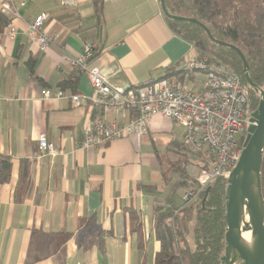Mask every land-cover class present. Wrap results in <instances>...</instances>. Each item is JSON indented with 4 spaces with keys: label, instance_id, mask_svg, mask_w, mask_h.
<instances>
[{
    "label": "crops",
    "instance_id": "1",
    "mask_svg": "<svg viewBox=\"0 0 264 264\" xmlns=\"http://www.w3.org/2000/svg\"><path fill=\"white\" fill-rule=\"evenodd\" d=\"M5 1L0 157L9 159L10 175L0 183V264H155L161 214H171L165 223L172 228L174 216L194 204L183 196L195 189L200 165L182 145L183 130L154 117L139 141L80 149L85 123L101 111L88 100L74 106L65 98L44 100L40 92L62 89L76 75L72 93L92 98L87 76L66 61L80 56L84 42L96 48L90 65L115 86L136 90L166 77L198 91L202 74H178L180 62L197 57L195 48L170 28L159 0H102L99 18L94 0H75V7L63 0H10V12L1 8ZM40 14L47 17L44 32L56 37L45 50L25 34ZM11 23L17 34L8 39ZM40 136L55 156L35 158ZM189 218L181 222L187 230Z\"/></svg>",
    "mask_w": 264,
    "mask_h": 264
},
{
    "label": "built area",
    "instance_id": "2",
    "mask_svg": "<svg viewBox=\"0 0 264 264\" xmlns=\"http://www.w3.org/2000/svg\"><path fill=\"white\" fill-rule=\"evenodd\" d=\"M9 1L1 8L10 12ZM67 7H75V0H63ZM13 18L18 17L16 11ZM12 18V20H13ZM47 17L40 14L28 24L27 38L41 50L55 43L56 37L44 32ZM17 34L11 23L6 37ZM96 54L92 42H84L78 58H68L71 68H79L87 76L93 89L92 98L72 94L61 89H43L44 100L68 99L74 106L90 101L101 111L100 117L87 120L77 144L80 149L103 148L109 142L133 137L139 141L148 132L154 117L172 121L183 130L182 145L197 157L200 169L195 178V189L184 194L185 203H193L217 179L227 180L238 162L249 126L251 104L249 90L229 69L217 66L207 58L191 57L180 62L179 69L204 76L201 89L170 84L166 79L149 82L136 90L115 86L109 76L90 65ZM112 115L114 119L107 120ZM56 148L44 136L38 139L35 158L55 156Z\"/></svg>",
    "mask_w": 264,
    "mask_h": 264
},
{
    "label": "trees",
    "instance_id": "3",
    "mask_svg": "<svg viewBox=\"0 0 264 264\" xmlns=\"http://www.w3.org/2000/svg\"><path fill=\"white\" fill-rule=\"evenodd\" d=\"M163 2L170 15L190 18L197 22L189 23L165 18L179 37L193 45L198 58H207L209 62L225 67L239 77L241 84L249 90L252 108L255 110L259 96L246 84L238 54L210 41L204 28L215 40L233 45L241 52L247 63L251 81L257 89H262L264 88V0H163ZM93 5L95 14L99 18L102 0H94ZM178 74L180 78L187 75L182 71ZM75 76L65 79L61 83L64 86L61 90L68 89L72 93L76 84ZM162 79L167 80L166 77ZM9 175V159L0 157V183L7 181ZM260 178L264 201V150ZM226 185L225 180L217 179L206 188L208 190L206 196L205 190L194 202L193 206L197 207V211L191 242L187 239L189 234L187 226L185 224L179 226L176 215L174 225L170 228L166 226L165 221L171 214L166 212L161 214L159 221L161 251L155 257V264H220V258L224 253Z\"/></svg>",
    "mask_w": 264,
    "mask_h": 264
},
{
    "label": "water",
    "instance_id": "4",
    "mask_svg": "<svg viewBox=\"0 0 264 264\" xmlns=\"http://www.w3.org/2000/svg\"><path fill=\"white\" fill-rule=\"evenodd\" d=\"M159 2L165 18L197 23L190 18L170 15L163 0ZM204 31L214 44L238 54L245 82L259 96L257 107L251 113L250 124L246 128L240 158L226 180L224 253L220 264H237L240 257L247 264H264V201L260 178L264 150V88L257 89L251 81L245 58L236 47L215 40L205 28ZM207 193L208 190L205 191V196ZM246 234L248 238L245 237Z\"/></svg>",
    "mask_w": 264,
    "mask_h": 264
},
{
    "label": "rangeland",
    "instance_id": "5",
    "mask_svg": "<svg viewBox=\"0 0 264 264\" xmlns=\"http://www.w3.org/2000/svg\"><path fill=\"white\" fill-rule=\"evenodd\" d=\"M187 85H189V84H187ZM159 153H161V157H162L163 154L165 153V150H162L161 149V152H159ZM196 211H197V207L191 206L190 208L187 209V211L184 214H182V215L178 214L177 215V218L179 220V226L181 225V222L186 221V219L190 217L188 219L189 220L188 221V231H189V235L192 233L191 231H192V229L194 228V225H195V223H194V217H195ZM182 226L183 225H181V227ZM180 245H182V244H180Z\"/></svg>",
    "mask_w": 264,
    "mask_h": 264
},
{
    "label": "bare ground",
    "instance_id": "6",
    "mask_svg": "<svg viewBox=\"0 0 264 264\" xmlns=\"http://www.w3.org/2000/svg\"><path fill=\"white\" fill-rule=\"evenodd\" d=\"M245 237L248 238V234H246ZM237 264H247V263L245 262V260L242 257H240L237 261Z\"/></svg>",
    "mask_w": 264,
    "mask_h": 264
}]
</instances>
